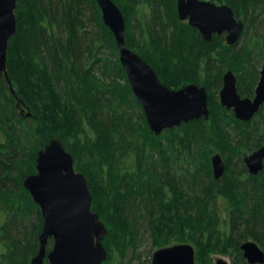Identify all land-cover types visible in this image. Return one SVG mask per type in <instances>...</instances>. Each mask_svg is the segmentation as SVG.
<instances>
[{
  "label": "trees",
  "instance_id": "1",
  "mask_svg": "<svg viewBox=\"0 0 264 264\" xmlns=\"http://www.w3.org/2000/svg\"><path fill=\"white\" fill-rule=\"evenodd\" d=\"M121 1L125 5L126 46L129 49L137 46L138 55L168 88L177 90V77L189 72L194 77L192 82L207 88L211 84L217 89L225 67L230 66L238 73L251 66L246 47L238 51L235 45L227 46L219 54L221 37L203 42L195 29L180 22L176 0ZM211 1L227 4L237 18L242 10L244 30L251 29L256 39L264 38V0ZM15 14L16 32L6 52L8 78L17 96L33 106L36 114L44 118V124H37L38 127L35 124L34 134L27 130L1 75L0 245L4 246V254L0 256V264H29V258L38 251L42 216L22 186L25 177L35 174L25 161L23 149L25 144H34L36 134L49 140L56 137L66 150H74L78 157L84 155L90 160L87 168H75L87 180L91 210L102 222L116 226L113 238L119 247L134 230L141 229L139 223L144 221L155 249L175 243L191 244L195 247V264H212L209 256L220 247L217 244L235 256L233 264H248L239 250L247 237L264 251V169L252 176L242 163L246 154L264 144L263 130L247 129L249 122L236 120L230 111L208 100L209 109L230 118L229 122L235 126L234 136L221 126L207 131L204 119L183 123L185 148L190 151L195 145V155L191 153L190 157L199 165L202 160V165L201 169L186 168L185 179L181 176L178 181L170 159L161 153L162 134L155 135L148 129L143 114L139 115L143 128L135 125L128 111L131 105L138 109L141 106L132 94L114 37L102 22L96 1L17 0ZM103 48L109 52L106 61L104 55L99 56ZM104 61L110 62L125 81L123 87H106L98 82L94 68L102 71L96 65ZM248 78V82L238 84L240 95L248 96L251 92L256 77L249 72ZM138 135L145 145L154 146L150 148L152 154L142 156L141 149L135 150ZM211 142L216 148L221 143L224 147L218 151L225 157V172L218 180L211 175ZM232 151L238 159L231 174L228 170ZM34 154H30V160ZM155 154L159 158H154ZM129 159L133 160L130 164ZM208 202L214 206L211 211Z\"/></svg>",
  "mask_w": 264,
  "mask_h": 264
},
{
  "label": "water",
  "instance_id": "2",
  "mask_svg": "<svg viewBox=\"0 0 264 264\" xmlns=\"http://www.w3.org/2000/svg\"><path fill=\"white\" fill-rule=\"evenodd\" d=\"M101 20L111 31L118 52L119 62L125 72L132 94L142 107L147 125L155 134L179 127L183 123L208 120V95L205 87L188 84L178 90L163 85L154 69L140 55L126 46V21L113 0H95ZM17 0H0V76L3 75L16 107L21 113L27 108L17 96L8 78L7 46L16 32ZM177 17L188 20L189 26L198 30L205 42L213 35L226 33L225 41L234 45L244 30L227 5H216L202 0H178ZM219 91L221 106L232 110L240 121H249L264 103V54L260 78L254 97L241 98L236 89V78L229 70L223 77ZM30 117V112L24 113ZM212 175L220 179L225 163L219 153L211 158ZM247 171L257 175L264 168V145L243 158ZM36 173L24 178L22 186L39 207L42 216L38 234L39 249L31 257L30 264H103L107 251L103 240L108 229L99 216L91 210V193L83 173L74 168L72 155L61 141L53 137L37 152ZM49 240L52 247L47 250ZM239 250L248 264H264V251L251 240L241 243ZM216 264H227L218 258ZM150 264H195V249L188 243H177L155 249Z\"/></svg>",
  "mask_w": 264,
  "mask_h": 264
},
{
  "label": "rangeland",
  "instance_id": "3",
  "mask_svg": "<svg viewBox=\"0 0 264 264\" xmlns=\"http://www.w3.org/2000/svg\"><path fill=\"white\" fill-rule=\"evenodd\" d=\"M118 6L119 8L122 10V13L124 14V3L121 0H113ZM215 2V1H214ZM217 4H220L218 2H215ZM221 5H227L225 3H221ZM100 10V9H99ZM101 13V12H100ZM238 18H240L243 22L245 20V16H244V12L242 10H240ZM249 23V21H248ZM246 23V24H248ZM246 30V29H245ZM243 31L241 37L239 38L238 42L235 44L234 49L235 50H241L243 47L247 48V55H250L249 60L251 63V66H248V70L244 71L240 70L238 71V73L234 70H232L237 78V83L240 84L242 82H248L247 79H249V72H253L254 75L256 76L255 81L257 82L258 80V71L260 70L261 67V63H262V58H263V51H264V38H254L252 36V31L251 29H249L248 31ZM247 33V36L245 35ZM245 33V34H244ZM223 36V40L219 41L220 47L217 48V52L220 54L221 52V48L223 49L224 47H227V45L224 42V35ZM252 43V45H251ZM135 53H137V46L135 48L134 47H130ZM118 50V49H117ZM119 55V52H117ZM138 54V53H137ZM104 55V60L106 61V59H108L107 57L109 56V52L107 49H102V51L99 52V56ZM100 60L102 58H99ZM104 62H102L104 65L102 67V63L97 64L96 66H101L102 71H99L98 69L94 68V76L98 79V82H101L102 85L109 87L110 85L114 86V87H119V86H124L125 81L123 79H121L119 77V75L117 73H115L114 71V66L111 65L110 62L107 61V64ZM225 64V63H224ZM227 64V63H226ZM225 64V65H226ZM231 67L229 66L228 68L225 67V69L223 70L226 71L228 69H230ZM106 70V71H105ZM204 72V67L201 64L200 65V73L201 75ZM165 78V77H164ZM178 81L176 84V87L181 88L183 85L190 83L193 81L192 75L187 72V74L185 76H181V77H177ZM164 80V79H163ZM100 84V85H101ZM119 85V86H118ZM121 87V89H122ZM221 84L218 85V88H213V85L209 84L208 87V93H209V101H215L219 104V97H218V92L220 90ZM178 88V89H179ZM121 89H117L118 91ZM123 90H121L120 92H122ZM25 105L27 106V108L24 109V113L30 112L31 116L30 117H25L24 113L19 112L16 108L17 113L25 119V125L26 128L29 132L32 133V130L34 129V125L36 124H44L43 120L44 118L37 113L36 111H34L35 109L33 108V106H31L30 103H28L27 101L24 100ZM16 104V103H15ZM140 106V105H139ZM220 106V104H219ZM221 108V107H220ZM223 108V107H222ZM221 108V109H222ZM141 109V107H140ZM140 109H138L135 105H131V108L129 111V113H131L133 115V120H134V124L137 125L138 127H142V121L139 120V115L143 114L142 109L141 112L139 111ZM224 109V108H223ZM221 111V110H220ZM144 115V114H143ZM210 117L211 120L209 118V121L206 120L204 121V124L206 126L207 131H213L214 128L217 126H221V128H228V133L230 132L232 134V136H234V132L235 130H233V128L235 126H233V123H230V118H228V116L226 117H221V115L218 113V110L215 109H211L210 108ZM220 119V120H218ZM223 120V124H221ZM211 122H213L211 124ZM147 124V123H146ZM220 124V125H219ZM228 124V126H227ZM148 126V125H147ZM38 127V126H37ZM40 127V126H39ZM87 127L90 129L91 134H93L94 132H92V128L88 125V123H85V128L87 129ZM253 127H258V130H263L264 132V106L262 107V109L259 112V116L253 118L250 122L249 125L246 126L247 129L253 128ZM181 127H179V129L177 130L176 128H174L171 132L169 131H165L162 133L161 136H159V142L161 143V148L162 154H164L166 157H168L170 159V163L172 166V170L174 171V175L176 177V179L178 181H181L179 179V177H183L184 175H186L185 173L187 172L188 167H196V169H201V165H202V160L200 161V165L197 164L198 162H195L196 160L194 158L191 159L190 154L193 153L192 155H195V150L196 146L192 145L193 148L191 147V150L189 151L188 148H185L187 146L186 142H185V132L181 129ZM238 128H242L241 126H238ZM149 129V128H148ZM167 132V133H166ZM142 133V132H141ZM165 133V135L167 136H163V134ZM34 134V132L32 133ZM264 135V134H263ZM262 137V135H259ZM264 137V136H263ZM34 144L32 145H24V155L27 156V159H25V161L30 164L34 170L36 168V159H37V152L42 149L44 147L45 144H48V140L46 137L43 139L39 134H36V136H34ZM140 135H138V143H135L136 145L134 146L135 150H139L141 149V153L142 156H148L150 154H152L151 152V147L154 146H149L148 144L145 145L144 144V140H142V138H140ZM40 139V140H37ZM219 141V140H218ZM217 141V142H218ZM222 143L223 140H221ZM147 142V141H146ZM222 143H221V147L219 145L218 148H216L215 143L211 142L209 144V148L211 150V155L209 157V160L211 158V156L214 153H219L220 155L222 154L221 151H218L220 148H224L222 147ZM134 144V143H133ZM232 147L235 146H229V148L231 149ZM71 149H73L71 147ZM235 148H232L231 150H234ZM69 150V151H68ZM67 151L70 152L73 156L74 159V166L80 168L85 169V167H88V164L90 162V160H88L84 155H82L81 157L77 155V153H74V150L70 151V149H68ZM36 151V152H35ZM237 151V150H235ZM239 151V150H238ZM34 154V158H32V160H30V154ZM140 152V151H139ZM231 153V168L229 173L232 174V172L234 171V166H236L237 164V159L238 156L236 154V152H230ZM140 154V153H139ZM154 155V153H153ZM136 158V156L134 157ZM154 158H159V155L155 154ZM133 159V158H131ZM129 159L127 162L128 164L132 163L133 160ZM222 159L225 160V157L222 156ZM189 161V162H188ZM175 162H177V164L175 165ZM77 163V166H76ZM90 165V164H89ZM240 166V165H238ZM78 168H75L78 171ZM210 169H211V175H212V167H211V162H210ZM202 171V170H201ZM81 172V171H80ZM236 172V171H235ZM236 174V173H234ZM264 174V173H263ZM202 175V174H201ZM204 177V176H203ZM213 177V175H212ZM184 178V177H183ZM188 177H186L187 179ZM185 179V178H184ZM214 179V178H213ZM89 182V181H88ZM95 182V181H94ZM119 187H124L123 185H118ZM208 210L211 211V207L214 208L212 202H208ZM141 212V210H140ZM142 214V213H141ZM104 224L106 225L107 223V229L109 234L105 236L104 240H103V246L105 247L106 251H107V258L106 260L103 262V264H150L151 263V258H152V254L153 251L155 250V247L153 246L155 242H153V239L149 233V231H147L144 221H140L139 224L142 223L141 225V229H136V231L134 230V234L128 236L125 240L124 245L122 244V248L119 247L117 244V241L113 238L114 236V230H115V225H111L109 224V222L104 221ZM223 227V226H222ZM114 228V229H113ZM224 228V227H223ZM222 229V228H221ZM40 232V231H39ZM107 232V233H108ZM136 235V236H135ZM135 236V237H134ZM250 240L248 237L245 240H242V242ZM173 242V241H172ZM177 244V243H175ZM172 245V244H171ZM218 246H220L219 248H217L214 252H211L210 254V258H211V262L212 264H216L215 261L218 258L223 259L227 264H233L234 263V257L232 253H230V251H226L225 248H223L222 244H217ZM49 248L48 250L52 247V241L51 243L48 245ZM156 246V245H155ZM195 248V247H194ZM110 253V254H109ZM235 253V252H234ZM4 254V246L1 244L0 245V256ZM110 255V256H109ZM34 256V254L32 255ZM31 256V257H32ZM29 258V264H30V259ZM196 252H195V261H196ZM44 264H48V262L45 260Z\"/></svg>",
  "mask_w": 264,
  "mask_h": 264
},
{
  "label": "flooded vegetation",
  "instance_id": "4",
  "mask_svg": "<svg viewBox=\"0 0 264 264\" xmlns=\"http://www.w3.org/2000/svg\"><path fill=\"white\" fill-rule=\"evenodd\" d=\"M177 1L178 0H176V4H175V7H176V14H177ZM202 1H209V2H212L211 0H202ZM212 3H214V4H216V5H221V3L220 4H217V3H215V2H212ZM228 6V5H227ZM230 7V6H229ZM231 8V7H230ZM232 9V8H231ZM234 12V11H233ZM234 15H235V13H234ZM236 17V16H235ZM178 18V17H177ZM237 18V17H236ZM237 19H240V18H237ZM179 20V19H178ZM180 21V20H179ZM180 22H182V23H185V24H187V25H189L188 24V20H185V21H180ZM243 24H244V22H243ZM191 27V26H190ZM193 28V27H192ZM244 28H245V26H244ZM193 29H195V28H193ZM196 31H197V33L199 34V36L201 37V39H202V41L203 42H205L204 40H203V38H202V36H201V34L198 32V30L197 29H195ZM221 35H224V42H225V44L228 46V47H232V46H234L237 42H238V40H237V42L234 44V45H232V46H230V45H228L227 43H226V41H225V37H226V33H222V34H220V35H213V37H212V40H213V38L214 37H223V36H221ZM242 35V34H241ZM241 37V36H240ZM239 37V38H240ZM223 39V38H222ZM207 43H209V42H207ZM263 54H264V51H263ZM262 62H263V58H262ZM261 67H262V63H261ZM261 67H260V70H261ZM231 71L232 72V70L231 69H228V70H226V71H224V72H222V74H221V87H222V84H223V79H222V77H223V75L227 72V71ZM260 70L258 71V75H259V77H258V80H257V82L255 81L254 82V84H253V86H252V88L250 89L251 90V92H250V94L248 95V96H246V95H240L239 94V92H238V83H237V78H236V76H235V74H234V72H232L233 74H234V76H235V78H236V89H237V92H238V94H239V96L241 97V98H250V99H252L253 97H254V92H255V88H256V86H257V83H258V81H259V78H260ZM256 77V76H255ZM188 84H196V85H198L199 87H205L204 85H199V84H197V83H194V82H190V83H187V84H185V85H183L182 87H184V86H186V85H188ZM181 87V88H182ZM221 87H220V89H221ZM206 88V91H207V95H209V93H208V88L207 87H205ZM171 89V88H170ZM180 89V88H179ZM172 90H175V89H172ZM220 91V90H219ZM218 97H219V92H218ZM208 100H209V96H208ZM219 104H220V106H221V103H220V99H219ZM264 106V103L261 105V107H260V110H261V108ZM222 107V106H221ZM208 108H209V101H208ZM224 108V107H223ZM225 109V108H224ZM210 110V109H209ZM226 111H230L231 113H232V115H233V117L235 118V116H234V113H233V111L232 110H227V109H225ZM260 110H259V112H260ZM258 112V113H259ZM257 113V114H258ZM257 114H255V116L257 115ZM255 116L253 117V118H255ZM252 118V119H253ZM236 119V118H235ZM251 119V120H252ZM237 120V119H236ZM251 120H249V121H244L245 123L246 122H250ZM238 121H240V120H238ZM240 122H243V121H240ZM182 125V124H181ZM264 144H262L261 146H263ZM261 146H259V147H257L256 149H258V148H260ZM256 149H254L253 151H255ZM253 151H251L250 153H252ZM250 153H248V154H250ZM248 154H246V155H248ZM245 155V156H246ZM244 156V157H245ZM222 157V156H221ZM243 157V158H244ZM224 161V160H223ZM242 163H243V165L245 166V164H244V162H243V159H242ZM245 168H246V166H245ZM247 170V169H246ZM263 171V170H262ZM261 171V172H262ZM248 172V171H247ZM260 173V172H259ZM258 173V174H259ZM248 174H250L249 172H248ZM257 174V175H258ZM250 175H252V174H250ZM257 175H252V176H257Z\"/></svg>",
  "mask_w": 264,
  "mask_h": 264
},
{
  "label": "bare ground",
  "instance_id": "5",
  "mask_svg": "<svg viewBox=\"0 0 264 264\" xmlns=\"http://www.w3.org/2000/svg\"><path fill=\"white\" fill-rule=\"evenodd\" d=\"M7 64V63H6ZM17 108V107H16ZM18 109V108H17ZM191 122V121H190ZM189 123V122H188ZM38 249H39V247H38ZM48 250V249H47ZM46 259H44V261H45ZM47 261V260H46ZM43 264H44V262H43ZM49 264V263H48Z\"/></svg>",
  "mask_w": 264,
  "mask_h": 264
}]
</instances>
